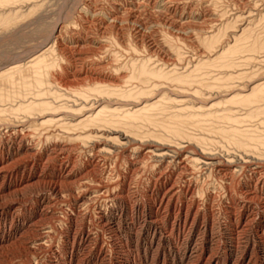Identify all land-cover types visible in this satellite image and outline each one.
<instances>
[{"label":"rangeland","instance_id":"obj_1","mask_svg":"<svg viewBox=\"0 0 264 264\" xmlns=\"http://www.w3.org/2000/svg\"><path fill=\"white\" fill-rule=\"evenodd\" d=\"M54 1L50 3V7H48V10L46 9L48 12L47 14H45L46 13L45 10L42 12L43 16L40 15L39 13L34 15L32 18L30 17V19L27 18L26 20H24L25 22L22 21L23 25L21 24L20 21L18 22V25L16 24L17 26L14 25L12 27H9L8 29L0 28L1 30L3 29L2 31L0 30V72L5 71L8 68V66L11 65L10 63L13 64L15 62L18 63L23 62V64H26L34 56L35 57L39 56V54H42V52L45 49L53 46L55 43H58V45L57 44L55 45L54 52L52 51L53 53L51 54V56H48L47 59H51L52 57L53 59H55L57 57L56 55H58L57 58L58 61L60 60L59 61L60 64L53 70V72L50 73L49 78H46L47 79L46 84H51L52 82L53 83L55 82L54 84L53 83L52 84L55 87L58 86L57 88H61L60 89L61 92L70 94L72 93L71 91L75 90L76 88L78 89L79 86L77 87V84L84 83L82 82V80H79L80 78L78 77L75 78V76L79 75V72L81 70L90 69L89 66H87L88 62L98 61L97 59H100L102 57V59H105V62L109 63V60L110 62H112L111 60L112 54L110 52V48L107 47L108 45L106 43L107 42L106 39L104 40V38H102L101 39L102 41L101 40L95 41V38L98 37L97 35L100 34L99 36L102 35L106 37L107 34L103 35L101 32L97 31L98 27L92 26L94 24L92 25L87 24L88 30L87 32H85L84 36L82 38H76L75 41L71 40L72 42L70 41V36L72 34L70 33L71 35L69 34L70 36H68L67 31H72L74 33L81 31L82 24L80 23V20L82 18H86V15H84V13L81 12L82 8L84 7L86 8V6L89 4L93 8L97 7L98 9H96V11L99 12L102 6L107 5L110 2H113V0H95V1L74 0L73 3L75 4L76 2L75 5H72L75 6L76 8L74 9L73 12L74 14L70 13V9L68 7L71 5L68 3V2L71 3L70 0H63V1L58 0L59 2H57L56 0L57 3ZM108 1L110 2L108 3ZM177 1L180 2L177 3ZM256 1L258 0H251V1L249 0L247 3L254 4ZM165 2L166 3L159 1L157 10L165 11L168 15L170 14L176 17L177 21L180 20L179 22H185V20L189 18L188 13H192V11H195V9H197L198 7L197 6L198 0H188L189 4L186 3L187 0H176V1L166 0ZM185 3L188 5L185 6L184 5ZM193 3L194 6H192ZM182 4L186 8H184ZM258 4L261 5V2L259 1ZM191 6L193 7V9ZM204 7H206L205 4L202 5L201 8ZM166 8L168 9V11ZM231 9L233 10V8ZM51 10L54 11L51 12ZM67 10H69V15L71 14L70 16L71 17L73 16L72 17L73 19L67 17L69 16L67 15L68 14ZM157 10L155 9V12H158ZM78 12H80V14ZM232 12L233 13L231 14H234V11ZM61 14H64L65 16L64 15L62 16ZM81 14H83L85 17ZM79 15L81 17H79ZM184 15L185 17H183ZM44 16L47 18H43ZM48 16H52V17H48ZM91 16L88 17V19L87 18L86 19L89 21L91 19ZM36 17H38V19H40V17L41 19L43 18L44 19V20L42 19L43 21H45L46 19L47 20V22L45 21L47 23L46 25L52 23L51 25L53 26L51 27V25H48L47 26L49 28L47 29L48 32H44L45 30H43L44 29L43 27H40L38 25L40 29L37 28L38 23L36 24L35 22ZM61 17L64 19V20L62 19L63 22L60 19ZM86 19L84 21H87ZM146 19L149 21H147ZM209 19L212 18L207 17V20ZM75 20L76 22H74ZM138 20L140 22L138 24L140 25L144 24L145 29H147L146 30L147 39L145 42H147V45L153 47L155 50L153 49L149 51L147 48H145L146 46H143L142 44H140V42L133 40L132 36L128 34L129 32L125 31L122 35L118 36L119 38L118 41L119 43H121L119 44L120 52L118 53L117 51L118 53L117 63L119 65H124L129 61V59L136 57L134 59L142 60L146 58V60L151 63L152 67H158L159 65L160 67L167 68L168 66L170 69L176 68V69H181L182 71H186V69L189 67V63L191 62V60L197 61L199 57L205 56V49L201 46L200 42L195 40L198 34L202 35L201 33H194L192 31H187V34L185 32L183 35L175 39L174 44L175 45L177 44L179 47L183 48L182 53L185 52L183 54V61L179 59L176 60L177 58L176 53L173 50H171L169 46L161 47V45H164V40L162 39H164V36L166 35V30L160 28V26L157 25V21L155 22L149 19V16L146 17L144 16ZM32 21L34 22L33 23L34 25L31 24ZM198 22L200 23L201 21ZM19 24L22 27L24 26L27 28L25 29L23 27L24 30L21 31L22 29L19 26ZM54 24H56L57 27ZM29 25H31V27ZM35 26H37L36 27L37 29L35 28ZM14 27L15 28L17 27L16 31H21V32H16ZM58 27L64 28L63 35L64 34L65 35L64 36L62 35L60 37L61 39L60 38L57 39V35L55 33V29L57 30ZM50 28L52 29V31H50L51 30ZM13 30L15 31V33L12 32ZM36 30L37 33H35ZM39 30L40 32L42 30L43 31L40 33L38 32ZM203 30L205 31L206 28ZM207 31L209 30H206L205 32ZM47 33L53 35L50 34L48 35ZM126 33L128 36L126 35ZM47 36L48 37L50 36L51 38L49 39ZM185 37L186 40L184 41ZM83 39L85 42L83 41ZM132 41H134V43ZM194 42H196V44ZM187 43L189 46L187 45ZM158 44L161 48V51L159 49ZM58 46L61 49L57 48ZM88 46H90V48ZM125 46H127L128 49H126ZM130 46H134L135 48L139 47L137 48L138 52L141 48L140 53H138L137 51L136 52H133L132 50L130 51ZM70 49L74 52H77L75 53L76 55L74 56V59H72V57L69 55ZM143 49L146 51H144ZM196 49L199 50L197 51ZM89 50L90 53H88ZM94 50H97L98 52H96L95 54ZM55 52L56 54H54ZM62 52L64 54H62ZM85 53L86 56L84 55ZM148 54L152 57L148 56ZM61 57L63 58V60ZM69 57L71 58V61L69 60ZM27 58H29V60ZM162 59L163 61H161ZM262 59H263L262 61H264V58ZM166 60L168 62L174 60L176 63L173 61L172 62L173 64L169 63L170 64L169 66ZM73 64L75 66H72ZM262 65L264 66V63ZM82 66L83 68L84 67L85 68L83 69ZM106 72L111 73L110 69H107ZM127 72L128 70L123 69L121 76L123 78L127 77V75H125V74L129 75V72L128 73ZM134 84H139V83L136 82ZM60 86H62L63 88ZM123 86L128 87L129 84L128 85L124 84ZM167 86L169 85L166 84L165 86H161L159 88L160 89L159 91H164V93L166 92L165 94L168 95L167 97H170L173 100L187 102L185 108L190 109L191 107L193 108L195 107V109L197 110L199 108H202L201 107L202 104L199 101H197V99H195V96L193 94H190L191 92L193 93V91H189L190 93L187 92L188 94L187 93L179 94L175 92L172 93V91H170L172 90L170 89L171 87H167ZM164 88L169 89V91L165 90ZM183 95L184 96L186 95L185 99ZM217 101L219 102L220 100L218 99L214 100L212 102V105L216 104ZM220 109L221 108H219V110ZM47 128H49V126ZM31 129L33 128H25V130H20V132L7 131L6 126L4 127L2 126L0 129V157H1L0 170L2 171V173L0 171V242L2 243L0 244V264H150V263L151 264H207L206 258L200 259V261H198L197 259L199 258V255L201 254L202 250L206 251V257L209 255L211 256L214 255L215 260H217L216 262H218L217 264H225L228 259L231 260L229 264H233V261L237 262L239 261V259H240V264H264L263 206L256 205V203L253 201L251 207L248 208L249 212L252 211L251 213H253L251 214L252 221L250 225H249L250 219L245 221V223H247L249 226H247L246 229L243 230V232L242 230L235 229V225L239 220L238 215L240 214V212L242 213L243 210V208L241 207L242 205L240 204L241 206L239 205L238 207L235 208L233 206L234 199H238L243 203L245 201L244 191L246 192L248 189H253L255 187L256 182L260 180V177L261 179H264L263 157L259 158L258 155L250 154L249 156L251 157L255 156V157L250 158L251 162L247 163L249 158L245 159V157L243 156L244 155L243 152L236 151V149L232 146L231 147L227 146L224 143V141H222L221 138H219L216 135L214 136L213 134H203V132H198V131H197L198 133L193 131V134L196 137L199 138L203 137L205 139L209 138V140L215 141L216 144L202 148L194 144V142L189 140L187 141L184 139H180V140L174 139V141L172 139L170 143L164 144L166 145L164 146L165 148L168 146L169 147V148L167 147L168 149H172V150L175 149L177 151L181 150L184 153H186L187 156L191 154L201 155V153H207V152L212 155H216V156L218 155L219 158L218 156L217 158L219 160L221 159L222 161L221 163L224 165H226L227 163L226 161L228 160L227 159L228 156L233 154V156L236 155L234 160L236 166L238 167L236 169V173L234 174L235 177L231 175V172H227V171L226 172L228 173V176L226 175L227 173L222 174L221 172L218 171L217 168L214 170L216 173L213 171L210 173V171H205L204 169H198L199 167L198 168L195 167L196 169L194 168V166L191 167L192 171L195 169L194 171L195 173L194 172L192 173L196 174L197 173L196 170L200 172L194 175L193 179H191L192 189L195 191L194 192L195 194L193 195L195 196L193 201L196 202L195 205L199 208L200 214H197L194 210L192 212L190 211L189 208L193 202L189 197L190 194L185 199L183 195V197L179 200L178 204H181L180 202L186 204V205L184 204V211L182 213H179L177 211L172 212L169 209L167 210L162 209L159 212V218H157L156 221V223L159 222L157 225L160 228L158 229V231H156L155 228L153 227H152L153 229L150 228L149 222L152 221V219H150L151 218L150 213H155L158 210V205L160 203V200L162 199V196L164 195V189L162 188L163 184L162 182L158 183V177H160V175H162L164 179H166V176L167 178L171 177L173 181L178 182L176 185L180 190L182 188H184V190L187 189L186 186L189 180V177H187L186 174L184 175L183 172H180L178 171L177 168H175L176 166L175 164L171 163L172 162L171 159H167V160L158 159L145 155V148H147V145L152 144L151 146H153L154 148L160 149L162 148L161 147L162 145H160V143H155L153 141H150L149 139H144L132 143L133 149L129 146L125 150H120L121 152L120 153L118 150L116 151V149L112 148L113 142L111 141L110 145L105 146V148L107 147L106 149L108 150L110 149L109 150L110 153L97 154L98 151L93 150V144L95 140L86 139V141L85 140L82 141L84 143H82L81 140H78V142L75 140L73 141L75 143H71V141L67 139V135H65L63 131L59 132V130H57L56 133L57 135H59V137L54 138L53 139L54 141L52 140L50 142L49 141L46 142V140L43 137H40L41 133H39L40 136H38L39 134L37 133L36 135L35 133L36 131L34 129H33L34 131ZM31 133H33V135ZM26 134L29 135L26 136ZM204 135H206V137ZM120 136L121 135L114 134V135H110V138L114 139L116 137L119 138V141H123L122 140L123 138H120ZM212 136L213 138L215 137L214 140ZM60 137H61L60 139L61 142L59 141ZM41 138L43 139L41 140ZM72 140H74V138ZM218 140L219 142H217ZM33 142L35 143L40 142V143L35 144ZM76 142L79 143V145ZM27 147L29 148L33 147L32 151L27 152L26 151ZM71 147H74L75 149L73 150ZM230 151H232V153ZM144 155L145 158H143ZM236 157L238 158L237 160ZM245 160L246 162H244ZM243 162L246 164H244ZM242 164L245 166V168L244 166H242ZM250 164L252 165L250 166ZM256 164L257 165L261 164V167L260 165H258L259 166L258 167ZM172 168L176 171L171 170ZM163 170L164 171L166 170V173L167 172L168 173L164 174L165 172H163ZM238 170L239 171L241 170L240 173H238L239 172ZM261 171L262 173H260ZM100 173H102V175ZM179 174L183 175V176L181 175L182 178L179 177L180 176ZM224 175H226L227 177ZM130 176L131 178L132 177L133 178L131 179ZM125 177H127L126 180ZM185 177L188 179H186ZM217 177H220L222 179ZM102 179L105 181H103ZM209 179L211 180L210 183H209L210 181ZM232 179L233 181H231ZM207 181H208V185L206 183ZM184 183L186 186L184 185ZM99 184L102 186H100ZM103 188L104 191H101V193L97 192L98 190L100 189L102 190ZM105 188H109L110 193H107V189ZM201 189L204 190V192H202ZM228 189L230 190L232 189V190L230 191ZM118 190L119 191L129 190L130 192H128L129 196L126 197L127 199L126 198L117 199L111 196L113 192H115V194L119 193ZM233 190L235 193L233 192ZM204 193L206 197H204ZM230 193L231 196L233 195L232 197L230 196ZM239 195H241L240 198L238 197ZM105 199H108V201ZM189 200H191V202ZM245 202H247V200ZM200 208L202 211L200 210ZM236 208L239 209L236 210ZM125 210H127L128 214L125 213ZM117 216L119 217V219ZM185 222H186V227L185 230H181L182 233L184 232L182 234L181 232H178L177 227L179 226V224L182 227L185 224ZM242 223L244 225V221ZM86 236H89L88 240H85ZM161 238L162 240L159 241V239ZM178 238L180 239L178 240ZM151 241H154L153 245L151 244ZM196 246L198 247V249L196 248ZM195 255L197 257H195ZM188 256H192L191 258L192 260L191 259L189 260Z\"/></svg>","mask_w":264,"mask_h":264},{"label":"bare ground","instance_id":"obj_2","mask_svg":"<svg viewBox=\"0 0 264 264\" xmlns=\"http://www.w3.org/2000/svg\"><path fill=\"white\" fill-rule=\"evenodd\" d=\"M53 1L54 0H0V28L8 29L9 27H12L16 24L18 25V22H20V21L22 24V21L26 20L27 18L30 19V17L32 18L36 14L40 13V15H42L43 14L42 12L45 11L46 9L48 10V7H50V3H52ZM59 1L57 0V2H59ZM70 1H71V3L67 1L69 4H71L68 7L70 9V13L74 14L73 12H74V9H76V8H75V6H72V5H75L76 2L74 4L73 3L74 0L73 1L70 0ZM159 1L166 3L165 2L166 0H113V2L108 1V3L110 2L109 4L102 6L100 8L99 12L96 11V9H98L97 7L93 8L89 4L86 6V8L85 7L82 8L81 12H83L84 15H86L87 19H88V17H90L92 15L91 19L89 18L90 20L88 21L86 18H82L83 20L82 19H81L82 21L80 20V23L82 24L81 25V31H79L77 33L66 30L68 36H70L72 34L70 36V41L71 40L75 41L76 38H82L84 36L85 32H87V30H88L87 24L88 25L94 24L92 26L98 27L97 31L101 32L103 35L107 34L106 37L102 36V35L99 36L100 34L97 35L98 37L95 38V41H99L102 38H104V40L105 39L107 40V42H106L108 45L107 47L110 48V52L112 54V58H111L112 62H110V60H109V63L105 62V59H102V57L101 58L99 57L100 59H97L98 61H95V62L94 61H90V62L86 61V62H88L87 66H89L90 69L89 68H88L89 70L84 69L85 67L83 68V66H82V68L84 70H81L79 72V75L75 76V78L76 77L80 78L79 80H82V82H84V83L77 84V87L79 86L78 89L76 88L75 90L71 91L72 93H70V94L61 92V90H60L61 88H57L58 86L55 87L53 85L55 82L54 83L52 82L53 84L52 83L46 84V82H47L46 78H49L50 73L53 72V70L60 64L59 63L60 60L58 61V58H57L58 55H56L57 57L55 56L57 59L56 58L53 59V57L51 59H47L48 56H51V54L54 52L55 45L56 44L58 45V43H55L51 47L48 46L49 48L45 49L42 52V54H39V56H37V57L34 56L30 60H29V58H27L29 61L26 64H23V62H21L22 64L20 62L19 63L15 62L13 64L10 63L11 65L9 64L10 66H8V68L6 70L4 68L5 71L0 72V129L2 126L3 127L6 126L7 131L20 132V130H25V128H33L36 131L35 132L36 135H37V133L38 134L41 133V136H40V134L38 136L43 137L46 140V142L47 141L50 142L54 138L59 137V135H57V133H56L57 130H59V132L63 131L65 133V135H67V139L70 140L71 143H75V142H73L75 140L77 142H78V140H81V142L84 140L86 141V139L95 140L94 144H93V150L98 151L97 154L98 153H110L109 152L110 149L109 150L106 149L107 147L105 148V146L110 145L111 141L113 142L112 148L116 149V151L118 150L119 152H120V150H125L129 146L133 149L132 143H135L136 141H140V140H144V139H149L150 141H153L155 143H160V145H162L161 146L162 148H160V149L154 148L153 146H151L152 144L147 145V148H145V155L153 157V158H158V159H166V160L171 159V161H172L171 163L175 164V166H176L175 168H177L178 171L183 172L184 175L186 174L187 177H189V180H188L187 186L184 183V185L187 187V189L185 188L186 190H184V188H182L180 190L176 185L178 182L173 181L171 179V177L167 178V176H166V179H164L162 177V175H160V177H158V183L162 182V184H163L162 188L164 189V195L162 196V199L160 200V203L158 205V210L155 213H150L151 214L150 219H152V221L149 222L150 228L153 227V228H155L156 231H158V229L160 228L157 225L159 222L156 223V221H157V218H159V212L162 209H166V210L169 209L172 212L177 211L179 213H182L184 211V204L185 203L184 204H183V202H180L181 204H178V203H179V200L183 197V195H184V199H185L190 194L189 197L191 198L192 201L194 200L195 196H193V195L195 194L194 193L195 191L192 189V184H191L192 180L191 179H193L194 175L200 173V172H198V170H196L197 173L194 174L195 173L194 171L196 169L195 167H197V168L199 167L198 169H204L205 171H210V173L212 171L215 172L214 170L217 168L218 171L221 172L222 174L223 173L225 174L227 172H231V175H233L234 177H235L234 174L236 173V169L238 167V166H236L235 160H234L236 155L233 156V154L228 156V158H227L228 160L226 161L227 163H226V165H224L221 163L222 162L221 159L220 160L218 159L219 158L218 155H217L218 156V158H217L216 155H212L208 152H207L208 154L199 152V153H201V155L191 154V155L187 156V154L181 150L177 151L175 149H173V150L168 149L169 148L168 146H167L168 148L167 147L165 148L164 146H166V145H164V144L170 143L172 141V139H173V141H174V139H176V140L184 139L187 141L189 140V141L194 142V144H196L202 148H205L206 146L209 147L210 145L212 146V145L216 144L215 141L209 140V138L205 139L203 137L202 138L196 137L193 134V131L194 132L198 131V132H203V134H213L214 136L216 135L219 138H221V140L224 141V143L227 146H230V147L232 146L236 149V151L243 152L244 155L243 154L242 155L245 157V159L249 158L247 163L251 162L250 158L255 157V156H253V157L249 156L250 154L258 155L259 158L260 157L264 158V152H263L264 151V66L262 65L264 63V61H262L263 60L262 58H264V0H258L254 4L253 3H251V4L247 3L249 0L248 1L247 0H198V3H197L198 7L196 6L197 9H195V11H192V13H188L189 18L187 20H185V22H179L180 20L177 21L176 17H174L170 14L168 15L165 11H158L157 8L159 5ZM259 1L261 2V5L258 4ZM54 2H56V0ZM97 2H95V3H97ZM179 2L177 1V3H179ZM189 2L187 0L186 3L189 4ZM56 3H54V4H56ZM186 3L184 4L185 6L188 5ZM90 4H92V3H90ZM103 4H105V3H103ZM204 4L206 5V7L201 8L202 5H204ZM51 5H53V4H51ZM184 5H183V7H184ZM55 6H58V5H55ZM192 6H194V3ZM176 7H177V5H176ZM184 8H186V7H184ZM231 8H233V10ZM155 9L158 12H155ZM189 9H190V7H189ZM192 9H193V7H192ZM47 10L45 11L46 13L44 12L45 14L48 13ZM54 10H51V12ZM63 10H64V7H63ZM65 11H66V9H65ZM67 11H68L67 15H69V10H67ZM167 11H168V9H167ZM232 11H234V14H231V13H233ZM78 13L80 14V12H78ZM189 14H190V16H189ZM61 15L63 16L64 14H61ZM81 15H83V14H81ZM45 16L43 18H47ZM69 16H67V17L68 18L73 17V16L72 17L71 16L69 17ZM144 16L145 17L149 16V19H151L155 22L157 21V25H159L160 28H163L164 30H166V35L164 36V39H162V40H164V45H161V47L169 46L170 49L176 53V57H177L176 60L179 59V60L183 61V54L185 52L182 53L183 48L179 47L177 44L175 45L174 41L177 37L183 35L185 32L187 34V31H192L194 33H201L202 34V35L198 34V36L196 37L195 40L200 42L201 46L205 49V56L199 57V59L197 61H195V60L193 61V60L189 59V60H191V62L189 63V67L186 69V71H182L181 69H176V68L170 69L168 66H167V68L160 67L159 65H158V67H152L151 63L149 61H147L146 58L145 59L141 58L142 60H138V59H134L136 57L131 58L130 56L129 57L131 59H129V61L126 64L119 65L117 63L118 62V55L117 54L120 52L119 51L120 50L119 44H121V43H119V41H118L119 40L118 36L122 35L125 31L129 32L128 34L130 36H132L133 40H136V41L140 42V44H142L143 46H146L145 48H147L149 51L154 49L153 47L148 46L147 42H145L147 39L146 38V35H147L146 30L147 29H145V25L144 24H142V25L138 24V23H140L138 19H141ZM48 17H52V16H48ZM79 17H81V16L79 15ZM183 17H185V15ZM207 17L208 18L211 17L212 19L207 20ZM42 19H41V17H40V19H38V17H36L35 22H36V24L38 23L37 26L39 25L40 27L44 28L43 29V30H45L44 32H48L47 29H49V28L47 26L51 25L52 23L51 24L49 23L48 25H46L47 20L45 19V21H46L45 22V21H43L44 19L43 20ZM60 19L62 21L63 18L61 17ZM85 19L87 21H84ZM137 20H138V22H137ZM147 21H149V20H147ZM198 21H201V22L199 23ZM74 22H76V20ZM33 23L34 22L32 21L31 24H33ZM58 23H60V22H58ZM153 24H155V23H153ZM54 25L56 26V24H54ZM19 26L22 29L21 31H23L24 26L22 27L20 24H19ZM29 26L31 27V25H29ZM37 26H35V28ZM39 26L37 28H39ZM52 26L53 25H51V27ZM194 26H196V27H194ZM45 27H46V29H45ZM16 28H15V31H16ZM24 28L26 29L27 27H24ZM205 28H206V30H209V31L205 32L206 30L205 31L203 30ZM53 29H54V27H53ZM63 29L64 28H60V27H58L57 30L55 29L57 39H59L63 35ZM15 31L13 30L12 32L15 33ZM21 31H16V32H21ZM50 31H52V29ZM38 32H40V30ZM35 33H37V30L35 31ZM47 34L49 35L50 33H47ZM50 35H53V34H50ZM126 35H127V33H126ZM48 38L50 39L51 37L49 36ZM132 38H130V39H132ZM52 39H54V38H52ZM185 40H186V37H185L184 41ZM83 41H84V39H83ZM132 42L134 43V41H132ZM194 43L196 44V42H194ZM89 44H90V41H89ZM122 45H124V44H122ZM187 45H188V43H187ZM158 46H159V44H158ZM88 47L90 48V46H88ZM125 47H126V49H128L127 46H125ZM199 47H200V45H199ZM57 48L61 49L59 46ZM137 48H139V47H137ZM137 48H135L134 46H130V51L132 50L133 52H136ZM159 49L161 51L160 46H159ZM75 50H76V48H75ZM140 50H141V48H140ZM140 50H139V52L138 51L137 52L140 53ZM196 50L198 51L199 49H196ZM117 51H118V53H117ZM144 51H146V50H144ZM56 52H58V51H56ZM56 52L54 54H56ZM59 52H61V51H59ZM94 52L96 54V52H98V51L94 50ZM75 53H77V52H74L71 49L69 50V55L72 57V59H74V56L76 55ZM88 53H90V50ZM197 53H200V52H197ZM62 54H64V53L62 52ZM81 54H83V53H81ZM163 54H164V52H163ZM36 55H38V54H36ZM84 55L86 56V53ZM61 56H63V55H61ZM131 56H132V54H131ZM148 56H150V55L148 54ZM150 57H152V56H150ZM197 57H198V55H197ZM80 59H82V58H80ZM195 59H197V58H195ZM62 60H63V58H62ZM69 60L71 61L70 57H69ZM83 60H85V59H83ZM161 61H163V59ZM173 61H171V62L167 61V62L169 64V63H172ZM82 64H84V63H82ZM72 66H75V65L73 64ZM169 66H170V64H169ZM179 68H180V65H179ZM107 69H110L111 73L106 72ZM123 69H126L129 72V75L124 73L125 75H127V77H124V78L121 76ZM70 70H71V68H70ZM75 71H77V70H75ZM74 80H76V79H74ZM126 80H127V82H126ZM48 82H50V81H48ZM136 82H138L139 84H134ZM75 83H76V81H75ZM120 84H123V85L129 84V86L124 87L123 85H120ZM166 84L169 85L167 87H171L170 89H172V90H170V91H172V93L175 92V93H179V94H185L189 91H193V93L192 92L191 93L189 92V93L193 94L195 96V99H197V101H199L202 104V106H201L202 108H199L197 110V109H195V107L193 108V107L189 106L191 108L188 109V108H185L187 102L178 101V100L176 101V100L171 99L170 97H167L168 95L165 94L166 92L164 93V91H159L160 90L159 88L161 86H165ZM75 86H76V84H75ZM60 87H62V86H60ZM193 87H195V88H193ZM164 89L169 91V89H166V88H164ZM185 96L183 95L184 99H185ZM217 99L220 101L219 102L217 101L216 104L212 105V102L214 100H217ZM219 108H221V109L219 110ZM48 126H49V128H47ZM50 128H53L56 130H53ZM33 129H31V130H33ZM16 134H18V133H16ZM31 134L33 135V133H31ZM114 134L121 135L120 138H123L122 139L123 141H119V138H116V137H115L116 139L115 138L111 139L110 135H114ZM28 135L26 134V136H28ZM204 136L206 137V135H204ZM61 137L59 138V141H60ZM207 137H209V136H207ZM43 138H41V140ZM73 138H74V140H72ZM212 138H213V136H212ZM214 138H213V140H214ZM221 140H220V142H221ZM30 141H31V139H30ZM49 142H48V144H49ZM62 142H63V140H62ZM217 142H219V140ZM33 143H35V142H33ZM37 143H35V144H37ZM41 143H42V141H41ZM82 143H84V142H82ZM68 144H69V142H68ZM77 144L79 145V143H77ZM142 145H143V143H142ZM144 145H145V143H144ZM173 147H174V145H173ZM71 148L73 150L75 149L74 147H71ZM26 149H27L26 151L29 152V151H32L33 147L32 148L27 147ZM196 149H198V148H196ZM232 151H230V152L232 153ZM92 155H94V154H92ZM145 155L143 156V158H145ZM132 159H134V158H132ZM237 159L238 158L236 157V160ZM141 162H142V160H141ZM244 162H246V160ZM136 163H137V161H136ZM139 163H140V161H139ZM244 164H246V163H244ZM251 165L252 164H250V166ZM258 165H260V167H261V164H258ZM87 166H88V164H87ZM143 166H144V164H143ZM193 166L195 169L192 171L191 167H193ZM242 166H244V165L242 164ZM5 168H6V166H5ZM96 168H97V166H96ZM96 168H94V169H96ZM226 168H227V170H226ZM240 168H243V167H240ZM244 168H245V166H244ZM161 169H163V168H161ZM164 169H165V167H164ZM250 169H251V167H250ZM171 170H174V169L172 168ZM243 170H245V169H243ZM174 171H176V170H174ZM240 171L238 173H240ZM163 172H165L164 174L168 173V172L166 173V170L165 171L163 170ZM192 172H194V173H192ZM253 172H255V171H253ZM1 173H2V171H1ZM135 173H136V171H135ZM139 173H140V171H139ZM244 173H246V172H244ZM260 173H262V171ZM100 174L102 175V173H100ZM254 174H256V173H254ZM181 175L179 177H181ZM226 175L228 176V173ZM226 175H224V176H226ZM131 176H130V178H131ZM204 176H206V175H204ZM249 176H251V175H249ZM263 176H264V174H263ZM226 177H225V180H226ZM246 177H247V174H246ZM126 178L127 177H125V180H126ZM217 178H220V177H217ZM186 179H188V178H186ZM210 179H212V178H210ZM220 179H222V178H220ZM215 180H213V181H215ZM103 181H105V180H103ZM183 181H185V180H183ZM231 181H233V179ZM250 181H251V179H250ZM210 182H211V180L209 181V183ZM220 182H223V181H220ZM102 183H100V184H102ZM206 183L208 185V181ZM83 185H81V186H83ZM94 185H96V184H94ZM196 185H198V184H196ZM100 186H102V185H100ZM203 186H205V185H203ZM91 187H93V186H91ZM105 189H107V193H110L109 188H105ZM127 189H129V188H127ZM204 189H205V187H204ZM223 189H225V188H223ZM87 190H88V188H87ZM228 190H230V189H228ZM228 190H226V191H228ZM101 191H104V188L102 190L101 189L98 190L97 192L101 193ZM198 191H199V189H198ZM83 192H85V191H83ZM128 192H130V191L129 190L128 191L120 190L119 193H116V194H115V192H113V194L111 193L112 194L111 196L113 198H117V199L122 198L123 199V198H126L127 196H129ZM202 192H204V190H202ZM233 192H234V190H233ZM231 193H230V196H231ZM244 193H245L244 194L245 195L244 200L245 201L247 200V202L244 201L242 203L240 200L233 198L234 199V201H233L234 208L238 207L240 204L242 205V206L241 205L240 206L243 208V210L240 208L242 210V213L239 211L240 214L239 215L237 214L239 217V220L235 225V229L236 230H242V232H243V230L246 229L247 226H249L251 224V221H252V215L251 214H253V213H251L252 211L249 212L248 208L251 207V205L253 204V201L256 203V205L263 206V210H264V179H261V177H260V180L256 182L255 187L253 189H248L246 192L244 191ZM158 194H159V192H158ZM240 196L241 195H239L238 197L240 198ZM103 197H105V196H103ZM156 197H158V196H156ZM204 197H206L205 193H204ZM213 197H215V196H213ZM105 200L108 201V199H105ZM191 200H189V201L191 202ZM122 201H124V200H122ZM219 202H220V200H219ZM195 203L196 202L193 201L191 206L188 204L190 206L189 209L191 212L194 210L197 214H200L199 208L195 205ZM197 205H199V204H197ZM237 209H239V208H236V210ZM185 210H186V208H185ZM200 210H201V208H200ZM259 210H260V208H259ZM125 213H127V210H125ZM186 213H187V211H186ZM122 214H123V212H122ZM162 215H163V213H162ZM229 217H230V215H229ZM163 218H162V221H163ZM118 219H119V217H118ZM248 219H250L249 225L247 223H245V221H247ZM243 221H244V225L242 223ZM233 222H235V221H233ZM185 227H186V222L182 227L179 224V226L177 227L178 232H181V230H185ZM132 235H133V233H132ZM178 235H180V234H178ZM88 239H89V236H86L85 240H88ZM179 239L180 238H178V240ZM160 240H162V238L159 239V241ZM153 242L154 241H151L152 245H153ZM0 244H2V243L0 242ZM238 247H239V244H238ZM196 248L198 249L197 246H196ZM213 256L209 255L206 257V251L202 250L201 254L199 255V258H197V259H198V261H200V259L206 258L207 264H215V262L217 260H215V256L214 257ZM195 257H197V256L195 255ZM191 258H192V256H188L189 260ZM230 262H231V260L228 259L225 264H229ZM217 263L218 262H216V264ZM233 264H240V259L237 262L233 261Z\"/></svg>","mask_w":264,"mask_h":264}]
</instances>
